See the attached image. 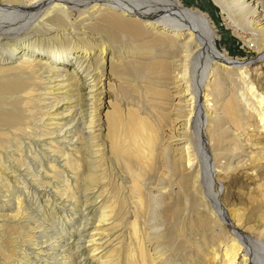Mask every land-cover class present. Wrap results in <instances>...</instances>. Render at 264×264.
I'll return each mask as SVG.
<instances>
[{
    "label": "bare ground",
    "instance_id": "obj_1",
    "mask_svg": "<svg viewBox=\"0 0 264 264\" xmlns=\"http://www.w3.org/2000/svg\"><path fill=\"white\" fill-rule=\"evenodd\" d=\"M212 1L229 18L233 7L244 9V24L264 46V5ZM212 28L181 0H0V157L8 158L0 167V243L28 229L15 235L20 251L0 247V264H41L37 239L55 233L50 249L66 251L68 221H79L68 264H181L180 254L183 264H264V239L225 221L209 175L237 167L240 159L227 162L237 153L229 143L244 149L245 136L264 137V90L218 49ZM231 78L239 86L228 94ZM38 100L51 103L39 104L47 122L34 125ZM81 174L84 191L96 195L74 209L77 220L57 216L40 230L50 195L37 183L59 175L69 192ZM239 195L229 192V201ZM249 201L253 210L264 196ZM242 211L233 212L241 228L255 216ZM25 214L34 221H18ZM63 253L50 262L67 264Z\"/></svg>",
    "mask_w": 264,
    "mask_h": 264
},
{
    "label": "rangeland",
    "instance_id": "obj_2",
    "mask_svg": "<svg viewBox=\"0 0 264 264\" xmlns=\"http://www.w3.org/2000/svg\"><path fill=\"white\" fill-rule=\"evenodd\" d=\"M181 1H182V4H184L185 8L198 9L202 13H205L208 16V18L210 19V24L213 27L212 29L216 33L215 41H216L218 49L221 52H223V51L227 52L229 54V56L232 57L233 59H239L240 61H242L246 65L244 70L246 71V73L248 72L247 73L248 76H250V78H252V79L255 78V82H253L254 85L257 88L264 90V46H261L259 43L258 32L252 31L251 29H249V27H247L244 24L245 23V17L248 15V13H246L244 11V9H242V8L233 7L231 10V12L233 14V18H232V15H231V18H229L225 13L222 12V10L212 0H181ZM256 1H258L259 4L264 5L263 0H256ZM95 5H98V4L96 3ZM70 13L72 14V18H75L77 15V14L75 15L76 8L73 7L70 10ZM240 13H243V14H240ZM238 15H240V16H238ZM241 15H243V16L241 17ZM232 19L239 21V23L241 25L236 27L235 21H232ZM154 31L155 30H153L152 32H154ZM30 35L33 36V34H30ZM114 73H118V71L115 70ZM231 79H233V80H231V82L228 83V81H225V83H223V86H224L223 89L225 90V93L230 92V90L233 87L239 86V79L238 78H231ZM226 95L223 94L222 96H226ZM44 96L50 97L49 95H44ZM205 99L206 98L204 96L201 98V104L207 103V102H204ZM43 102L46 104L51 103L49 100H38V102L35 103L36 106L33 107V115L35 117L34 118V125L35 124L39 125L42 121L47 122V120L46 121L44 120L46 117H44V116L42 117L40 115V112H43L45 110V109H42L41 106L39 105V104H42ZM35 110L39 111V112L37 113V112H35ZM36 114H37V116H36ZM38 118H40V119H38ZM252 133H250V135H247V136H245V134H243L241 136V138H243L245 136L243 138V139H245L244 142H246L244 149H240L239 147L238 148L235 147L236 144L234 141L229 143V147L234 148V150L237 151V153L234 154L232 158L229 157L227 162L230 161L231 164L234 165L240 159L237 167L233 168L232 169L233 171L230 169L232 172H230L228 174L227 173H221V172H225V171L220 172L218 169L212 168L211 172H210L211 174L209 173V175H211L210 178H211L212 187L215 185L217 188L215 190L218 191L217 198L219 201V205H220V207L223 210V213L225 215V218H226L225 221H227L231 226H233L234 229H237V230H240L241 232H244V234L247 237H249L251 240L262 241L264 239V204L261 207L254 208L252 210L248 203L250 202L249 200H252L256 197L259 199V197L262 198L264 196V137H263V134L258 136V134L255 133V135H254V133H253V135H252ZM226 139H229V137ZM9 148L10 147H7L5 150H10ZM4 154L5 153H3V155ZM3 155H1V157H0V162H1L0 167L1 168L8 165L7 164L8 158L4 157ZM37 171H38V169H36V172ZM225 174L228 176H225ZM1 175H3V174H1ZM253 175H254V177H253ZM234 177H237L238 182L234 183V185H232V186L230 185V187H227V183H226L227 181L226 180L229 179L230 181H232ZM27 178H29V177H27ZM249 178H251V179H249ZM52 179H50L51 182H48L47 179L44 178V179L40 180L41 183H39V182L37 183V184H39V185H37L38 189H40L41 187H44L45 190L47 189L46 190L48 192L47 194L50 195V196H48V199H50L49 203H46L47 210H45V212H44L45 216H47V217L39 219V229L40 230L42 229V231L47 229V228L50 229L51 225H54V220H56L53 218L57 217V216H60L57 218H59V219L62 218L63 221H65V220L68 221V219L77 220L78 215L73 213L74 209L75 208L77 209L78 207L82 208V205L84 204V200L86 198L85 196L87 193L91 197L93 195L94 196L96 195V194H92L90 190H88V192L84 191L85 190V188H84L85 183L83 182L84 177L82 174L79 176V179L76 181L75 187L72 189V191L70 190L71 192L70 191L69 192L64 191V193L62 192L63 191L62 186L64 185V181H63V178H61V176L57 175L56 178H52ZM50 184L51 185L53 184V185L51 186ZM239 184H242V186L239 187L238 186ZM82 186H83V188H82ZM49 192H50V194H49ZM229 192L233 196L237 195L239 193H241L242 195L236 196L237 200H234V202L232 203V199H231V201H229L231 198L230 196L228 197ZM73 194H75V196ZM0 195H2V194L0 193ZM52 197L56 200V204H58L57 206H54L52 204V201L54 200ZM0 201H2V197H0ZM85 202H86V200H85ZM43 203L45 204L44 201L42 202V204ZM66 203H67V207L65 206ZM47 204H48L49 208L47 207ZM236 208L239 209L240 211H242V209H244L242 211L244 213V215H248V214H254L255 215L253 217V219L247 221L242 228H241V226H239L240 221H237L236 220L237 217L234 215V213H235L234 210ZM31 215L34 216L35 214H31ZM244 215H243V218L245 217ZM30 217H31L30 214H29V216L25 214L24 217L19 219L18 221L22 220V223H24V224L27 223V221H30V222L34 221L33 220L34 218L33 217L30 218ZM87 218H90V217L87 216ZM77 223H79V221L76 223H72V222L68 221L69 226L66 228H63V230L61 231V234H62L61 243L63 241L61 248L62 249L67 248L66 251L57 252V251H53L52 249H50L51 245L53 243L55 244V241H57V239L55 237L59 233L58 234L55 233L54 234L55 236H51V235H48L47 233L44 232L48 236H41L40 240L37 239L40 246H42V247H40V249L44 250V252H42L43 258H41V262H42L41 264H43V263L61 264L60 263L61 261L59 259H58L57 263L56 262H50V261L52 260L51 257L53 255L58 256L59 255L58 253L62 254L63 252H64L63 253L64 259L63 260L61 259L62 262L67 261V264H68L69 261L71 263H72V261H75L73 259V257L70 255V252H68L69 251V249H68L69 244L68 243H70V241H72V240L75 241V238L71 237L70 231H71V229L73 230L75 228L77 230L79 228V225ZM70 224H71V227H70ZM21 229L23 230V232ZM21 229L20 228L15 229V231H12L11 233H9L11 235H9L5 232L8 236L6 235V237L3 238L6 241L5 240L1 241L2 243H0V247L2 249H10V247L12 245H15V247H17V249L19 248V246L21 247L22 243H24V242L18 241L16 239L15 235H17L18 233L24 234L28 230L26 228H21ZM32 230L36 231L37 229H32ZM66 232H68V233H66ZM69 236L71 238H69ZM12 237L15 239L16 242L12 241L10 243V241H11L10 239ZM42 240H46V242L41 243ZM7 243H9V245ZM25 243H27V242H25ZM64 243H67V244H64ZM28 247L32 248L35 246L28 245ZM122 251H121V255L123 254V257H124L125 251H124V249ZM66 252H67V254L65 255ZM118 254L120 255V253H118ZM181 255L182 254H180L177 257L179 258L178 260L181 262V264H183L184 261L187 260L188 256H183V259H181V257H182ZM45 256L48 257L49 259H47ZM58 257H61V256L59 255ZM114 257H115V255H114ZM44 259H45V261H44ZM238 259L239 258H236L235 264H236V261H238ZM29 260H32V259H29ZM46 261H48V263ZM121 262H122L121 264H123V258H122ZM37 264H39V263H37Z\"/></svg>",
    "mask_w": 264,
    "mask_h": 264
}]
</instances>
